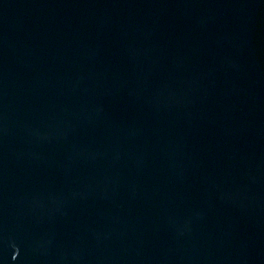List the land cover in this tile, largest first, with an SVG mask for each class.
I'll list each match as a JSON object with an SVG mask.
<instances>
[{
  "label": "water",
  "instance_id": "1",
  "mask_svg": "<svg viewBox=\"0 0 264 264\" xmlns=\"http://www.w3.org/2000/svg\"><path fill=\"white\" fill-rule=\"evenodd\" d=\"M0 264H264V0H0Z\"/></svg>",
  "mask_w": 264,
  "mask_h": 264
}]
</instances>
